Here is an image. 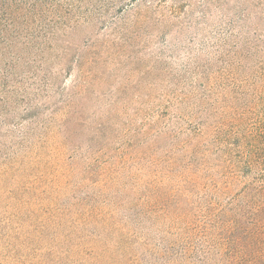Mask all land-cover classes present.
I'll return each instance as SVG.
<instances>
[{"label": "rangeland", "instance_id": "obj_1", "mask_svg": "<svg viewBox=\"0 0 264 264\" xmlns=\"http://www.w3.org/2000/svg\"><path fill=\"white\" fill-rule=\"evenodd\" d=\"M59 1L42 62L0 72V264H264L236 1Z\"/></svg>", "mask_w": 264, "mask_h": 264}, {"label": "trees", "instance_id": "obj_2", "mask_svg": "<svg viewBox=\"0 0 264 264\" xmlns=\"http://www.w3.org/2000/svg\"><path fill=\"white\" fill-rule=\"evenodd\" d=\"M235 1L236 20L232 24L236 23L243 39L242 51L256 60L264 53V0ZM66 2L68 7H75L76 0ZM59 3V0H0V72H32V64L42 62L43 53L54 42L63 23ZM260 62L258 76L264 85L263 61ZM9 75L0 73V92L8 91ZM263 110L264 98L261 114L253 112L252 127L245 136L246 142L240 145L244 146L241 156L244 166L250 172L260 169L264 176Z\"/></svg>", "mask_w": 264, "mask_h": 264}]
</instances>
